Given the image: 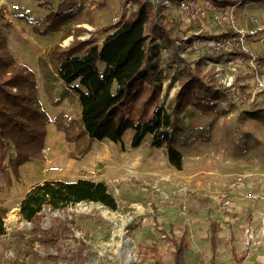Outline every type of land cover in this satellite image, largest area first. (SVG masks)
<instances>
[{
  "label": "rangeland",
  "instance_id": "1",
  "mask_svg": "<svg viewBox=\"0 0 264 264\" xmlns=\"http://www.w3.org/2000/svg\"><path fill=\"white\" fill-rule=\"evenodd\" d=\"M195 1L202 8V0ZM172 2V8L164 9L165 15L177 25L186 24L178 1ZM239 2L233 8L235 23L245 34V50L256 59L240 62L233 71L224 69L223 75L227 72L234 77L230 88L222 86L216 76L221 59H201L210 51L197 36L229 31L225 23H213L209 12L200 34L198 28L187 30L176 41L177 56L161 41L156 42L159 53L151 60L156 65L152 72L154 79L162 82L159 104L166 111L180 91L182 60L192 63L201 59L200 76L207 80L213 74L221 87L214 98L209 96L216 101L215 112L199 113L189 105L179 116L170 144L182 156V168L176 170L168 163L165 146H149L151 136L137 148L130 146L131 131L123 136V148L85 137L77 96L54 74L53 56L59 50L75 42L101 44L106 33L99 29L116 24L115 19L130 10L126 12L124 0H0V40L18 63L33 71L37 97L51 119L38 159L12 170L14 152L8 149V171L0 172L5 226L0 237V264H73L35 242L36 258L26 242L31 226L20 219L19 204L33 185L46 180L102 181L116 200L115 211L98 203H79L45 213L44 229L57 218L64 222L60 231L68 225L69 255L65 258L75 257L79 264H153L140 262L137 247L141 245L159 246L163 264H172V247L164 233L172 231L179 236L183 229L188 245L185 264H209L211 222L220 225L215 264H235L232 248L238 257L264 255V88L257 90L259 82L264 84V63L258 60L264 55V2ZM50 13L56 15L46 20ZM191 41L193 46L187 48ZM237 178H243V186L237 185ZM248 193L255 197L248 198ZM222 195L230 202L226 210L221 208ZM123 238L128 243H123Z\"/></svg>",
  "mask_w": 264,
  "mask_h": 264
},
{
  "label": "trees",
  "instance_id": "2",
  "mask_svg": "<svg viewBox=\"0 0 264 264\" xmlns=\"http://www.w3.org/2000/svg\"><path fill=\"white\" fill-rule=\"evenodd\" d=\"M165 1L174 0H157L156 3L151 0H124L126 4H130V10L116 24H107L99 29V33H106L101 44L98 46L89 40L75 42L68 48L59 50L53 56L56 60L54 74L58 81L77 96L80 128L85 137L96 141L107 140L123 148V136L131 131L130 146L137 148L146 136H151L149 146L153 149L165 146L168 163L174 169L181 170L182 156L170 146L173 132L179 116L189 105L203 114L216 111V101L209 99V96L214 98L215 91L221 87L216 83L213 74L207 80L200 76L199 63L201 59H213L219 54L209 50L210 52L203 55L204 58L192 63L182 60L184 68L179 80L180 91L174 97L170 111H166L159 104L162 82L155 80L152 72L156 65L151 64V60L159 53L156 42L161 41L175 57L179 51L176 41L187 30L197 28V25L192 21L177 25L174 19L169 18L168 14L165 15ZM206 1L220 9H231L238 3V0ZM54 15L56 14L50 13L46 20L52 19ZM234 35L229 30L218 36ZM211 37L213 36H197L203 43ZM192 42L188 43L187 48L193 46ZM245 58L250 59L251 56L245 55ZM258 60L264 63V55L259 56ZM36 91L33 71L18 63L6 50L5 42L0 40V172L8 171L5 162L10 147L14 152L12 170L18 169L30 159H38L42 154L46 126L51 119L43 110ZM59 126L61 127L60 123ZM79 203H98L109 210H117L114 196L102 181L46 180L29 189L19 204L18 215L31 226L26 242L33 256L39 257L33 246L36 242L55 257L73 264L75 260L79 264L75 257L65 258L69 255L66 250V242L69 240L66 233L70 231L68 225L64 226L63 232L60 231V225L64 222L57 218L49 229L42 227V221L49 211L59 212ZM219 230L220 225L215 222L209 224V264H215L216 237ZM4 234V214L0 209V237ZM185 236L186 229L179 236L172 231L167 235L164 233L172 247V264H185L184 255L188 246ZM137 248L140 262L163 264L159 246L141 245ZM231 256L235 264H241L245 257H238L233 248Z\"/></svg>",
  "mask_w": 264,
  "mask_h": 264
},
{
  "label": "built area",
  "instance_id": "3",
  "mask_svg": "<svg viewBox=\"0 0 264 264\" xmlns=\"http://www.w3.org/2000/svg\"><path fill=\"white\" fill-rule=\"evenodd\" d=\"M152 3H156L157 0H151ZM171 3L173 2H164L165 8H172ZM238 0V4H239ZM202 8H200L195 0H185L177 2V7L181 12H183L187 21H192L197 25L199 29V33L205 27V18L207 12L210 13V19L215 24H226L228 25V29L231 30L235 35L229 37H211L204 42L206 48L212 52H215L218 55V59H221L222 63L218 64L216 76L220 80V84L222 86L230 88L233 86L234 77L231 73L229 75L227 72L223 75L224 69H229V71H233L235 65L240 64V62H244L245 60L255 61L256 57L253 55L251 51H246L244 48V44L246 42L245 34L240 32L236 26L233 8L231 9H220L216 8L210 2L206 0H202L201 2ZM237 5V4H236ZM130 9V4L125 5L126 12ZM119 18H116L115 21H118ZM256 21H253L255 23ZM248 24V22H247ZM211 35V34H210ZM181 43H179L180 45ZM245 55L251 56L250 59H246ZM259 88L263 89L264 84L259 82L257 86V90ZM236 183L239 186H243V178H237ZM235 183V184H236ZM248 198L255 197L251 193L247 194ZM221 208L226 210L229 207L230 202L225 195H222L220 198Z\"/></svg>",
  "mask_w": 264,
  "mask_h": 264
},
{
  "label": "crops",
  "instance_id": "4",
  "mask_svg": "<svg viewBox=\"0 0 264 264\" xmlns=\"http://www.w3.org/2000/svg\"><path fill=\"white\" fill-rule=\"evenodd\" d=\"M243 260L241 264H264V255L262 256L259 253L247 257L245 255Z\"/></svg>",
  "mask_w": 264,
  "mask_h": 264
},
{
  "label": "bare ground",
  "instance_id": "5",
  "mask_svg": "<svg viewBox=\"0 0 264 264\" xmlns=\"http://www.w3.org/2000/svg\"><path fill=\"white\" fill-rule=\"evenodd\" d=\"M121 234H122V232H121ZM129 247H130V249H131V248H132V245L129 244ZM121 252H122L123 254L129 255V253H127L124 249H122Z\"/></svg>",
  "mask_w": 264,
  "mask_h": 264
},
{
  "label": "water",
  "instance_id": "6",
  "mask_svg": "<svg viewBox=\"0 0 264 264\" xmlns=\"http://www.w3.org/2000/svg\"><path fill=\"white\" fill-rule=\"evenodd\" d=\"M122 242H123V243H128V241H127L125 238L122 239ZM129 244H130V243H129ZM130 245H131V244H130Z\"/></svg>",
  "mask_w": 264,
  "mask_h": 264
}]
</instances>
